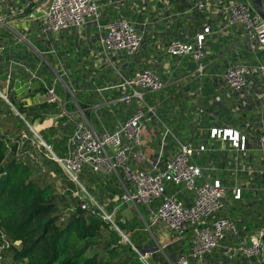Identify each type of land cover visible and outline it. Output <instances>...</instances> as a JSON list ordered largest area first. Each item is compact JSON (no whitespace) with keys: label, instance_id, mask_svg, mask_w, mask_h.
<instances>
[{"label":"built area","instance_id":"obj_1","mask_svg":"<svg viewBox=\"0 0 264 264\" xmlns=\"http://www.w3.org/2000/svg\"><path fill=\"white\" fill-rule=\"evenodd\" d=\"M16 1L19 0H8V3ZM109 1V7L113 6L114 2ZM157 1L168 4L167 0ZM40 2L23 0L22 14L30 11L24 18L35 22L37 36L47 50L43 53L38 49L29 48V59L27 57L24 60L8 62L2 75L5 88H0V99L15 112L25 126L16 141L17 151L28 154L29 159L40 166L41 158L51 162L69 185L71 184L72 189L69 188L68 191L70 196L76 199V203L70 205L68 211L74 213L79 209L87 215L99 218L120 236L121 243H128L142 263L148 264L147 255L140 253V250L131 244L127 233L124 234V230L116 222L115 210L109 211L104 202L98 203L83 189L80 176L84 174V168H87L88 172L101 178L113 176L116 179L120 190L116 200L119 206L126 204L137 212L138 205L146 207L148 221L143 220L146 231L163 226L171 235H175L176 239H182L186 233H190V247L175 264H206L207 258L217 250L220 251L222 262L251 263V260H258L264 264V228L242 234V229L234 219L228 215L218 217V214L225 210L228 194L234 201H239L244 188L236 184L229 188L217 175H210L211 167L199 166L197 163V157L201 153L210 152L214 144H219L220 151L225 153L221 169L230 172L232 181L236 182L237 175L242 172L251 175L252 179L264 180V96L258 121L254 125L246 122L239 128L230 125H216L212 128L202 126L206 115L203 105L204 93L200 83L201 78L205 76L202 61L205 57V39L212 33L213 23L207 21L206 25L196 28L191 41L187 33H182L181 39L170 38L161 45L168 57L180 60L187 58L196 65L194 74L198 85L195 90L187 92V97L195 107L192 121L194 131L186 141L179 142L162 123L158 117L159 103L147 102L150 94L162 93L167 89L165 82L149 69L136 70L127 78L119 77L116 85L105 89L116 90L120 96L117 103L123 104L127 111L130 109L131 112L115 125L111 133L105 130L97 133L89 120L90 117L86 116L87 111L80 107L75 99V91L67 81L66 65L59 51L55 50L59 48L60 36L66 32L83 30L89 25L95 26L100 55L105 60L116 55L127 59L139 53L147 24L143 23L137 28L135 22L124 18L101 25L103 15L98 0ZM262 2L264 5V0ZM39 7V16L34 18V11ZM141 8L142 6H135L133 9L138 16L141 15ZM194 10L198 13L221 12L225 22L223 30L229 26L239 30L247 50L254 54L253 65L248 62L233 64L223 74L222 81L227 92L231 95L245 93L252 74H256L264 82V61L257 57V52L264 56V20L254 12L250 1L197 0ZM192 11L193 8H188L184 14H191ZM4 25L0 19V27ZM12 33L16 43L28 45L29 29L18 34ZM4 54L5 47L0 45V59ZM46 55L51 56L52 60L48 61ZM12 64H16L23 74L26 93L40 96L42 104L54 108V111L33 124L27 122L10 103L9 95L14 93L12 83L15 81V69L13 70ZM47 73L54 74L57 79L49 84ZM57 88L61 89L63 97L57 95ZM67 96L71 97L70 101H67ZM229 97L230 95H227V98ZM219 102L220 98L215 97L213 104ZM22 106L26 108L30 105L25 103ZM237 110L235 107L232 111L235 113ZM60 124H68L67 129L71 131L66 137L61 154L56 153L42 136L44 131L51 128L59 132ZM205 133H208V143L203 140ZM156 136L159 140L153 150L149 143ZM168 136L173 138L177 145L173 152L166 149ZM254 141L257 151L261 154L262 169L259 171L247 170L241 161V157L246 158L247 152L251 150L249 143ZM26 147L33 153L23 152ZM210 147L212 148L209 149ZM209 164L212 165L211 162ZM167 186L175 188L172 194L167 193ZM182 193L189 197L183 198ZM259 220L264 224V210ZM0 237V264H4L5 259L3 257L2 260L1 256L12 249L10 242L6 240V234L0 231ZM226 240H229V243L225 244ZM13 246L17 247L18 243Z\"/></svg>","mask_w":264,"mask_h":264},{"label":"crops","instance_id":"obj_2","mask_svg":"<svg viewBox=\"0 0 264 264\" xmlns=\"http://www.w3.org/2000/svg\"><path fill=\"white\" fill-rule=\"evenodd\" d=\"M112 1L114 2V5L109 7L108 4H111L109 0H98V4L102 7L103 20L108 19V21H113L117 19H124L122 7L128 6L130 11H134L133 9H135V6H142L141 15H136L133 18L137 25L140 24V27L143 23L147 24L146 28H144L145 35L139 53L132 58L126 59L123 58V56L116 55L112 56L109 60H105L100 55V49L97 46V32L89 33L87 26L83 30L66 33L67 41L69 39L75 41L77 37V40L75 42V51H71L70 49L66 48V54L63 55L64 57L60 55L61 57H63L62 60L66 65L67 81L68 83H71L75 91V99L77 101L79 100L85 106L83 107L87 111L88 117L91 118H89V120L91 121L92 126L97 133H101L103 130L111 133L114 130L115 125L118 122L123 121L131 112L130 109L127 111V108L118 107L119 104L117 103V100L120 96L119 94H117L116 90H105L108 87L116 85L118 83L119 77L127 78L131 76L134 71L140 69L152 70L161 78L163 82H165L167 86V89L158 97V99L161 101L159 102L155 99V101L159 103L158 107L163 105L166 101L173 100L178 96L184 97L182 95V91H184L187 95L188 91L195 90L198 85V80H196V76L194 74L195 67L193 68L188 64L189 60L187 58L181 60L178 58H173L174 62L170 63L167 60L170 57H168L163 52V50L161 49V45L165 44V42H167V40L170 38L181 39L182 33H187L189 36V40H193V34L196 28H200V25H206L207 21L213 23L214 29H212V33L206 36L205 39V57L203 59V64L205 66V70H208L206 72L207 77H209L207 81L210 84L211 89L214 91V97L211 98V90H209V94H203V99H205L206 102V105H204L205 102H203V105L205 114L207 115H205L204 118L211 119V121H208V123L206 124V128H212L216 125L221 126L220 124H223L224 126L230 125L234 128H239L242 123L246 122L253 125L256 124L262 106V97L264 96V82L256 74H252L253 76L250 78L247 91L242 95H235L237 102L236 105H233V108L234 110L235 107L238 108L235 113L237 114V117L244 120V122H240L236 126H233L232 123H224L222 121H219L218 119V121L215 122L217 114L225 109L222 105L223 100L227 104L234 96L227 92V89L222 81L223 74L233 64L248 62L250 65H253L254 60V54L247 50L245 41L239 30L232 26H229L223 30L225 22L223 18L224 16L221 12H195L194 5L197 0H167V5L161 4L157 0ZM172 1L176 4L174 6L173 15H177L181 12L184 13L188 8H193L192 13L186 20L189 26L186 25V27L184 28L181 25V27L179 28L177 25L176 27H174L172 23H167L168 19L170 18V4ZM22 2L23 0H19L14 3H8V0H0V19L3 20L5 24L4 26L0 27V45H3L5 47V55L1 59L3 60L4 70H6L7 64L10 60H24L25 58H27V55L22 50L23 45L27 47L26 50L29 48L37 49L35 45L40 42L39 37L37 36L38 30L35 27V22L27 21L24 18V16L27 15L29 11L22 14ZM117 9H119V12L121 11L119 15L114 14L115 10ZM40 11L41 7L34 11L36 15L33 14V17L36 18L35 16H39ZM111 13H113L114 15V17L112 18L110 17ZM144 13H146L148 16L153 17H155L157 14L163 15L162 19L155 18L153 22L155 24L160 21L163 22V26L161 27V29H159L157 32L151 31V29L154 28V25L149 22L148 17L145 18V20L143 19L141 21V16ZM106 23L103 22V25H106ZM26 29H29V33L27 36L28 45L16 43L15 40H13L15 39V35L12 32L18 34L22 33L23 30ZM36 38L39 42L36 41ZM60 40L62 42L61 38ZM60 40L58 47H60ZM220 43L232 44H225L226 46L224 48L216 47V44ZM211 46H214V48H210ZM59 52L62 53L61 49L59 50ZM29 53L31 54V52ZM259 55L261 56V58ZM257 57L261 61H264L263 55L258 54ZM207 58H209L208 61H206ZM183 60H187L186 63L188 65L183 64ZM67 63H70V65H67ZM71 67L73 70L71 69ZM107 69H113L114 73L110 72V74L106 75V72H108L106 71ZM23 78L24 77L21 70L19 68H16L15 81L12 83L14 90V99L20 101L22 100V102L26 103L27 105L42 104V99L40 96L36 97L34 93L27 95ZM80 94L81 97L79 96ZM89 94L92 95V98L91 96L87 97V95ZM227 95H230V97L227 98ZM215 97L220 98L219 104H213ZM148 99L150 101V97L147 98V101ZM106 106H109V108H107ZM114 107L116 108V110L114 109ZM170 107H172V105L169 107H165L168 108V111L164 116V120L168 122V129L173 133L174 126L179 122L178 116H180V114H177L178 111H172ZM184 108V106L180 105L179 109H181L182 112ZM216 108L220 109V111H217ZM68 109L71 108L68 107ZM102 117H111V119H109L108 121V126L103 125ZM209 124L210 126H208ZM156 134L158 135V133ZM189 135V131L186 130L178 131L177 134V136L182 137L181 143L186 141L189 138ZM150 139L152 138L150 137ZM176 139L178 140L177 137ZM155 140H159V138L156 136V138H153L149 143L150 148L153 150L155 148L153 145ZM214 145L216 146V144ZM249 146H251V150L253 148L257 149L255 141L250 142ZM247 175L251 178V175H249L248 173ZM211 176L213 177V174ZM256 180L259 181V185L263 186L264 189V180ZM246 187H249V182H246L244 184L243 188L245 189ZM91 188L92 190H94L95 186H91ZM96 189L100 191V193L102 190L103 195H107L103 202L108 206L109 211L116 210L117 207H120L116 201L120 195V190L118 188L117 181L113 176L108 177L105 182H101L99 186H96ZM251 190L254 191L252 185ZM257 191H254L255 196H257ZM182 194H184L183 198L185 199L189 197V195L185 193ZM242 200V196L239 201H234L230 196V198L227 197V204L230 202L241 203L242 206L249 208L250 206H248L247 202H242ZM254 205L258 206L259 219L260 214L264 210V200L258 199L255 201ZM144 208V211L147 212L146 207ZM138 215L143 221L144 218L142 217L141 213H138ZM226 215L237 222V225H239L240 229H242V234H245L249 230L264 228V224L261 223L260 220H258V223L255 222V224L252 225L253 223L248 222L246 218L243 217V215L240 213L230 215L228 211L225 210L224 214H220L218 217H223ZM123 222L122 224L125 225L122 228L124 230H127V236L129 238L130 230L131 228H134L136 230V224L134 223V221H131L129 224V221H127L126 219H124ZM154 231L155 238L152 234V231L151 234L153 235V239L156 242L155 249L151 250V246L143 245H140L137 248L141 253L147 255L148 260L151 256H154V253L163 252L164 249L168 250L169 256L166 257L164 263L156 260L155 264H175L178 258L182 254H184L190 247V236L189 239H185V236L182 239L175 238L174 240H172L170 238V242H167L169 235L166 229L163 228V226L156 227ZM213 253L214 254L207 258L206 264H245L244 261H238L234 263L222 262L220 258V251L217 250ZM253 263L262 264L258 260H251V264ZM148 264L150 263L148 262Z\"/></svg>","mask_w":264,"mask_h":264},{"label":"trees","instance_id":"obj_3","mask_svg":"<svg viewBox=\"0 0 264 264\" xmlns=\"http://www.w3.org/2000/svg\"><path fill=\"white\" fill-rule=\"evenodd\" d=\"M4 71L3 60L0 59V78H3ZM205 92L206 94L210 93L208 89ZM9 100L17 112L32 124L36 120L42 119L47 113L54 111L53 106L47 104H35L24 108V106L15 103L11 94ZM77 102L80 107H85L79 100ZM1 106L7 109L5 116H9V118L6 122L12 126L17 125L16 128L25 129L19 117L13 114L11 109L0 99V109ZM183 106L184 110L181 112L180 109L177 112L181 117L178 116L179 122L174 126L173 132L178 134V131L186 130L192 135L195 107L191 106L188 109L186 104ZM170 108L172 109V107ZM167 109L161 110L164 116ZM216 110L220 111L218 108ZM86 116L88 117V113ZM208 121L211 119L203 118L202 126L206 127ZM19 128L16 129L15 139L11 132L0 135V231L6 234V240L10 242V248L13 250L11 263L142 264L130 246L121 243L120 236L110 230L99 218L87 215L79 209L74 213L68 211L70 205L76 203L69 192L58 196L52 185L45 184L42 179L36 178L35 175L40 172V169L25 156L26 154L17 151L16 141L21 133L20 130L18 133ZM52 133L58 134L55 129L51 128L44 131L42 136L55 149L56 144L52 139ZM207 134L205 133L203 140L208 143ZM23 152H31V149L26 147ZM210 153H212L210 155L212 158L217 154V168H223L224 155H221L220 145L218 148L214 146ZM197 163L199 165V162ZM46 164L56 168L49 161ZM56 170L60 172L57 168ZM48 174L51 177L54 176L52 172H48ZM70 187L72 188L71 185ZM67 197H71L70 200L75 202L67 204L63 213L60 214L58 213L59 202ZM119 225L123 229L124 225L121 223ZM16 243L18 246H13ZM135 247L137 248V246Z\"/></svg>","mask_w":264,"mask_h":264},{"label":"rangeland","instance_id":"obj_4","mask_svg":"<svg viewBox=\"0 0 264 264\" xmlns=\"http://www.w3.org/2000/svg\"><path fill=\"white\" fill-rule=\"evenodd\" d=\"M41 2L44 1V0H40ZM195 1V0H194ZM40 2V3H41ZM176 4L173 3V1L171 2L170 4V18L168 19L167 23L168 24H173L174 27H176V25L180 28L181 25L182 27H186L189 26L188 22H186L188 16L190 14H184V13H179L177 15H173L174 14V6ZM119 9L115 10V13L116 15H119V12L118 11ZM122 13L124 15V18L125 19H129L133 22L134 21V17L137 15L135 13V11H130L128 6L127 7H122ZM110 17H114L113 13L110 14ZM149 19V22L152 23L154 25V28L151 29V31L153 32H157L159 29H161V27L163 26V22H158L157 24L153 23L155 18H158V19H162L163 15L161 14H157L155 17L153 16H148L146 13H144L142 16H141V21L145 18ZM109 21H112V20H109ZM101 25H103V22H108V19L106 20H103L101 19ZM185 22V23H184ZM140 24L136 25L137 28H139ZM88 31L89 33L91 32H96V27L95 26H92V25H89L88 27ZM186 29H189V28H186ZM189 30H192V29H189ZM67 33V32H66ZM64 33L62 36H61V39H62V42L60 43V47L59 48H55L56 52H58L60 49L62 51V53L60 54H66V48L67 49H70L71 51H75V42L77 40V37L74 40H71L69 39L67 41V34ZM38 39L36 38V41ZM66 41H67V45H66ZM39 42V41H37ZM226 43H220V44H216V47H221V48H224L226 45H231L232 43L230 44H226ZM36 48L38 50H40L41 52L45 53L46 52V46L44 43H41L39 42L37 45H35ZM26 46H22V50L24 51V53L27 55L28 58L31 57V54L26 50ZM210 48H214V46H211ZM257 54H259L257 52ZM260 56V55H259ZM45 58L48 60V61H51V56L49 55H46ZM261 58V56H260ZM209 58L206 59V61H208ZM170 63L174 62V59L173 58H168L167 59ZM18 61V59L16 60ZM37 63H39L38 61H36ZM53 62L55 63V61L53 60ZM187 60H183V64L185 65H191L193 68L196 67V65L189 61L188 64L186 63ZM202 64H203V61H202ZM67 65H70V63ZM204 65V64H203ZM12 68L13 70L17 68V65L16 64H12ZM72 69V67H71ZM73 70V69H72ZM195 70V69H194ZM106 71V75L110 74V72H113L114 73V70L113 69H107ZM208 70H205V76L201 78V86L203 88V93L204 95L206 94L205 90L208 89V90H211L212 91V95H211V98H213L214 96V91L211 89V86L210 84L208 83V79L209 77H207V72ZM47 79H48V83L50 84L52 81H54L55 79H57V77L51 73L47 74ZM0 88L1 89H4L5 88V82L2 78H0ZM56 93L59 97H63V94H62V91L60 88H57L56 90ZM87 94V93H86ZM161 93H157V94H150L149 97H150V101L148 99V103H154V102H157L155 101L158 100L159 102L161 100L158 99L159 95ZM182 95L184 97H176L174 98L173 100H170V101H166L163 105H161L159 107V111H158V117L160 118V120L162 121V123L165 125V126H169L168 122H166V120H164V114L161 112L162 109H166L165 107H169L172 105V111H179L180 109V105L183 106V105H187V108L189 109V107L193 106V102L190 98L187 97V95L185 94L184 91H182ZM81 97V94L79 95ZM78 96V97H79ZM92 98V95L89 94L87 95V97H90ZM148 97V98H149ZM67 101H70L71 97L70 96H67ZM100 102V101H99ZM185 102V103H184ZM203 102H205V99H203ZM236 98H235V95L231 98V100L226 104L225 101L223 100V106H224V110H222L219 114H217V118L216 120L218 119L219 121H222L224 123H232L233 126H236L238 123H242L244 122V120L240 119L239 117H237V114L234 113L232 110H233V105H236ZM15 103L18 104V105H24L25 103L21 102L20 100H15ZM158 103V102H157ZM206 105V102L205 104ZM118 107H122V108H127L125 107L123 104H119ZM194 107V106H193ZM129 108V107H128ZM177 108V109H176ZM114 109L116 110V108L114 107ZM6 111L7 109L6 108H3V106H1V109H0V112H2V114H0V135L1 134H5L6 132L7 133H10L11 132V135L14 136L15 134H17V125H11L10 123L6 122L7 121V118H9V116H5L6 114ZM13 112V114H15V112L13 110H11ZM109 119H111V117L107 118V117H102V123L103 125L105 126H108V121ZM217 120V121H218ZM221 126H223V124H220ZM69 125L67 124H60L59 125V132L58 134L56 133H52V139L53 141L55 142L56 144V147H55V152L56 153H59L61 154L63 152V149L65 147V141H66V137L69 135V133L71 132L69 129H67ZM71 128V127H70ZM21 132V130H24L23 128H19L18 129V133ZM99 132V131H98ZM173 134L178 138L179 142H181L182 140V137L181 136H177V134H175L173 132ZM15 139V136L13 137ZM61 138V139H60ZM157 140L154 141L153 145L154 147L156 148L157 147ZM166 149L170 152H173L177 149V145L176 143L174 142L173 138H171L170 136L167 137V140H166ZM216 147L218 148L219 147V144L216 145ZM33 153V151H31V154ZM212 153L208 152V153H201L198 157H197V162H199V166H209L212 168V170L210 171V175H217L221 180H223L224 184L226 186H228L229 188L233 187L235 184L240 186V187H243L244 184L246 182H249V187H246L245 189L242 190V197H243V201L247 202L248 206H250L249 208L245 207V206H242L241 203H233V202H230L227 204V202H225V210L228 211V213L230 215H233V214H237V213H240L243 215V217L246 218V220L250 223H253L252 225L255 224V222L258 223V206L257 205H254L255 201L258 200V199H263L264 200V189H263V186H260L259 185V181L256 180V179H252L250 177H248L247 173H239L237 175V181L234 182L231 180L230 178V172L226 169L222 170V169H218L217 168V154L212 158L210 157ZM221 155L225 156V153L222 152ZM29 158V155H25ZM39 160V159H38ZM241 161L243 162L245 168L248 170V169H253L255 171H259L262 169V166H261V154L260 152L257 151V149H252L250 150L249 152H247V155H246V158L245 157H241ZM39 162L42 163V166L36 163H34L35 166H37L40 170L39 173H36V178H39V179H42L45 184H49V185H52L55 189V192H56V195L58 196H62L63 193H67L69 192L68 189L71 188L69 183L67 182V180H65V178L62 176V174L60 172H58L56 170V168H52L51 166H49L48 164H46L47 161H44L42 158L39 160ZM212 163V165H210L209 163ZM48 172H52L54 173V176L51 177ZM107 180L106 177H99L97 176L96 174H91L90 172H88V169L87 168H84V174H81L80 176V181L82 182V186H83V189L87 192V193H90V196L95 200V201H98V203L101 201L103 202V200L107 197V195H103V191L101 190V193L100 191H98L96 189V186H99L101 182H105ZM250 182H251V185L253 186L254 188V191H257V196H255V192L253 190H251V185H250ZM198 183H200L198 181ZM91 186H95V189L92 190ZM167 193L168 194H172L174 192V187H169L167 186ZM115 189V188H114ZM116 190V189H115ZM170 190V192H169ZM79 192H81L80 190H78ZM94 191V192H93ZM228 198H230V194H228L227 196ZM71 198V197H70ZM70 198H65L64 200L61 199L60 202H59V212L58 213H63L64 209L66 208V205L71 203L73 200H70ZM73 198V197H72ZM76 201V199H74ZM74 201V202H75ZM72 202V204L74 203ZM104 204V203H102ZM137 209L139 210V212L141 213L142 217L144 218V221L147 222L148 221V214L147 212L144 211V206L142 205H138L137 206ZM224 210V211H225ZM224 211L223 212H220V214H224ZM126 219L127 221H129L128 223L130 224V222L134 221V223L136 224V230L134 228H131L130 230V236H129V240L130 242L134 245V246H137L139 247L140 245H143V246H151V250L155 249L156 247V242L154 241L153 239V235H154V238H155V229L156 227L152 228L151 231H152V234H151V231H146L145 230V226L143 224V221L140 219L137 211L135 210V208H132L130 209V206L129 205H126V204H122L120 207H118L116 210H115V220L116 222H118V224L122 223L123 220ZM141 225V227H140ZM164 228V227H163ZM154 229V230H153ZM124 230V229H123ZM122 230V231H123ZM167 231V230H166ZM125 233H127V230H124ZM124 233V234H125ZM168 235H169V238L167 240V242H170V238L172 240L175 239V235H171L168 231H167ZM189 236H190V233H186L185 234V239H189ZM225 244L226 243H229V240H226L224 242ZM123 244H126L128 245V243H123ZM145 249V248H144ZM143 252V251H142ZM141 253V252H140ZM143 254V253H142ZM214 254V253H213ZM154 256L150 257L148 262L150 264H155V261H159L161 263H164V261L166 260V257L169 256V253H168V250H163V252H158V253H154L153 254ZM2 257V260H3V257L5 259V262L6 264H12L11 262L13 261V250H8L7 252H4V256H1ZM140 260V259H139ZM142 263V262H141ZM228 263H234V262H228ZM245 264H249L248 262H245ZM144 264V263H142ZM251 264V263H250ZM254 264V263H253Z\"/></svg>","mask_w":264,"mask_h":264},{"label":"water","instance_id":"obj_5","mask_svg":"<svg viewBox=\"0 0 264 264\" xmlns=\"http://www.w3.org/2000/svg\"><path fill=\"white\" fill-rule=\"evenodd\" d=\"M254 12L264 20V5L262 0H249Z\"/></svg>","mask_w":264,"mask_h":264},{"label":"bare ground","instance_id":"obj_6","mask_svg":"<svg viewBox=\"0 0 264 264\" xmlns=\"http://www.w3.org/2000/svg\"><path fill=\"white\" fill-rule=\"evenodd\" d=\"M34 15H36V14H34Z\"/></svg>","mask_w":264,"mask_h":264}]
</instances>
